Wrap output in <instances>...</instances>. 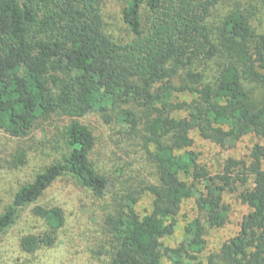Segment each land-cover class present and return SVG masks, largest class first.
Here are the masks:
<instances>
[{"label":"trees","instance_id":"16d2710c","mask_svg":"<svg viewBox=\"0 0 264 264\" xmlns=\"http://www.w3.org/2000/svg\"><path fill=\"white\" fill-rule=\"evenodd\" d=\"M105 1L0 0V131L22 139L35 125L70 119L63 131L69 153L17 190L0 214V236L34 205L48 231L24 236L22 251L55 245L64 210L39 201L63 178L106 197L114 183L91 165L95 136L77 119L96 112L110 123L120 109L116 118L153 163L156 182H125L114 193L103 223L109 264H264V98L253 101L245 87L249 81L264 92V35L239 9L211 25L223 0H129L123 19L132 38L122 44L105 30ZM179 92L193 100L173 102ZM175 110L187 115L174 118ZM192 131L221 147L247 136L257 142L211 175L190 150ZM24 156L17 165L26 164ZM145 193L153 210L141 216L135 207ZM230 194L248 209L240 230L207 263L198 261L208 230L229 221ZM189 199L195 216L170 248L163 239Z\"/></svg>","mask_w":264,"mask_h":264},{"label":"rangeland","instance_id":"374dc122","mask_svg":"<svg viewBox=\"0 0 264 264\" xmlns=\"http://www.w3.org/2000/svg\"><path fill=\"white\" fill-rule=\"evenodd\" d=\"M128 2L106 0L104 4L105 30L116 42L122 44L132 38L123 19V10ZM237 9L249 16L251 27L257 34L264 35L263 0H223L212 11L210 24H219L226 15ZM245 87L253 101L264 98L260 86L245 81ZM171 100L175 103L191 102L193 96L188 92H179ZM119 111L113 112L114 119L110 123L96 112L77 119L90 128L95 136V146L89 155L91 165L97 171H105L114 183L106 197H95L71 178L57 181L39 201V205H58L64 210L65 224L58 231L55 245L42 247L34 254L22 251L20 241L24 236L44 235L48 231L45 222L34 215V205L27 206L20 211L16 222L0 236V264H109L110 246L104 235L103 223L112 207L114 193L123 189L125 182L132 183L134 187L140 182H156L153 163L136 141L128 140L125 124L116 118ZM172 115L182 119L187 113L175 110ZM69 123V118L55 117L47 123L35 125L30 134L22 139L12 138L0 131V214L9 207L13 196L23 184L32 181L45 167L64 160L69 149L63 131ZM191 138L193 144L190 150L197 154L198 163L211 175L220 172L228 157L247 156L257 142L253 136H247L221 147L196 131L191 132ZM150 150L153 151L154 147L151 146ZM19 154L25 155V165H17ZM153 201L151 195L143 194L135 207L137 213L141 216L150 214ZM226 202L230 206L229 221L223 228L208 230L206 250L199 255L198 261L207 263L208 258L218 254L222 245L240 230V223L248 209L236 194L227 195ZM193 209V199H189L182 207V215L173 234L163 239L166 246L175 248L182 243L185 226L195 216ZM163 263L169 264L168 259L164 258Z\"/></svg>","mask_w":264,"mask_h":264}]
</instances>
